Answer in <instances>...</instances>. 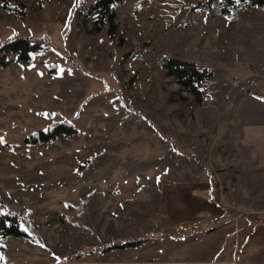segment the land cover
Segmentation results:
<instances>
[{"label": "rangeland", "instance_id": "rangeland-1", "mask_svg": "<svg viewBox=\"0 0 264 264\" xmlns=\"http://www.w3.org/2000/svg\"><path fill=\"white\" fill-rule=\"evenodd\" d=\"M96 1L0 8V44L43 45L0 70V204L35 238L0 264H264V7L124 0L112 35L77 12ZM169 56L213 70L203 103ZM64 120L78 132L24 143Z\"/></svg>", "mask_w": 264, "mask_h": 264}, {"label": "trees", "instance_id": "trees-1", "mask_svg": "<svg viewBox=\"0 0 264 264\" xmlns=\"http://www.w3.org/2000/svg\"><path fill=\"white\" fill-rule=\"evenodd\" d=\"M215 0H209L196 5L197 8H206L209 3ZM233 4L234 8L239 7H264V0H228ZM124 0H97L91 4L87 11L81 8L77 10L78 14L87 16L94 14L96 17L95 23L98 22V28L108 22L109 31L112 35L116 32V16L117 5L123 3ZM17 3V2H15ZM25 4V3H23ZM0 8L11 10L17 19H23L24 11L17 4H11L9 0H0ZM225 12V9H224ZM49 43V41H48ZM43 50V45L37 41H33L28 36H20L9 39L0 44V70L8 67L15 61L31 62L34 54ZM162 68L167 75L175 78L176 82L187 91L194 95L195 102L203 103L207 91L206 84L214 76L213 70L202 68L194 61H190L177 56H169L162 62ZM44 114V113H42ZM78 132V126L70 121L64 120L61 122L51 123L45 130H38L30 132L24 143L32 146L41 145L42 143L52 142L60 135L69 136ZM215 192L216 182L211 181V185ZM214 201L217 199L215 197ZM226 213L231 210L224 204H220ZM21 215L30 216L29 210L23 208L20 211ZM20 214H15L7 211L4 205L0 204V250L5 249V242L9 237L17 239L35 240L34 236L22 227ZM247 222L252 224L255 219L249 215L245 216ZM264 220L260 218L257 224H261ZM149 241L148 237L131 238L121 244H112L111 248L134 249L141 247ZM65 264V263H64Z\"/></svg>", "mask_w": 264, "mask_h": 264}, {"label": "snow or ice", "instance_id": "snow-or-ice-1", "mask_svg": "<svg viewBox=\"0 0 264 264\" xmlns=\"http://www.w3.org/2000/svg\"><path fill=\"white\" fill-rule=\"evenodd\" d=\"M61 71H63V70H61Z\"/></svg>", "mask_w": 264, "mask_h": 264}]
</instances>
